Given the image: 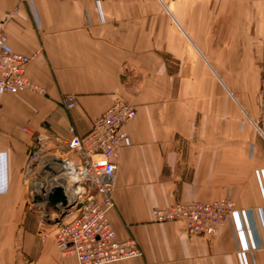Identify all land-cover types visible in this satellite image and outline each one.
<instances>
[{"label":"crops","instance_id":"obj_1","mask_svg":"<svg viewBox=\"0 0 264 264\" xmlns=\"http://www.w3.org/2000/svg\"><path fill=\"white\" fill-rule=\"evenodd\" d=\"M0 18L43 88L0 94V264H78L29 209L23 170L40 133L85 135L118 101L138 112L109 219L143 255L107 264H264V0H0ZM219 198L243 217L213 235L152 222Z\"/></svg>","mask_w":264,"mask_h":264},{"label":"built area","instance_id":"obj_2","mask_svg":"<svg viewBox=\"0 0 264 264\" xmlns=\"http://www.w3.org/2000/svg\"><path fill=\"white\" fill-rule=\"evenodd\" d=\"M16 13L14 10L8 17ZM30 62L31 57L9 48L7 20L0 18V94L43 91L27 76ZM260 98V117L252 123L264 140V73ZM63 103L72 109L77 105L76 97L67 95ZM137 112L134 104L118 101L93 121L85 135L63 139L47 131L29 147L23 170L28 207L42 224L59 220L55 223L57 247L63 256L74 257L78 264H107L143 255L137 239H120L109 219L115 205L117 159L130 144L125 127ZM58 188L65 203L49 200ZM241 217L227 198L152 210V222L181 223L192 235H213L227 221L241 222Z\"/></svg>","mask_w":264,"mask_h":264},{"label":"water","instance_id":"obj_3","mask_svg":"<svg viewBox=\"0 0 264 264\" xmlns=\"http://www.w3.org/2000/svg\"><path fill=\"white\" fill-rule=\"evenodd\" d=\"M49 200H50V202L51 203H54V202H56V201H62L63 203H65L66 201H65V198H64V196H63V194H62V191H61V189L60 188H58V189H56L55 190V192L52 194V195H50L49 196ZM72 205V204H71ZM71 205H69V206H71ZM68 206V207H69ZM59 220H57V221H46V223H57Z\"/></svg>","mask_w":264,"mask_h":264},{"label":"snow or ice","instance_id":"obj_4","mask_svg":"<svg viewBox=\"0 0 264 264\" xmlns=\"http://www.w3.org/2000/svg\"><path fill=\"white\" fill-rule=\"evenodd\" d=\"M4 161H5V158L3 157L2 154H0V172L3 171Z\"/></svg>","mask_w":264,"mask_h":264}]
</instances>
